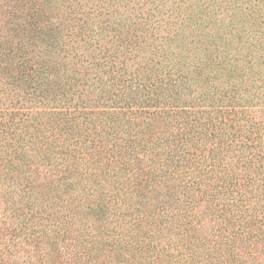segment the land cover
I'll return each mask as SVG.
<instances>
[{
	"label": "trees",
	"instance_id": "16d2710c",
	"mask_svg": "<svg viewBox=\"0 0 264 264\" xmlns=\"http://www.w3.org/2000/svg\"><path fill=\"white\" fill-rule=\"evenodd\" d=\"M11 187L0 264H264V0H0Z\"/></svg>",
	"mask_w": 264,
	"mask_h": 264
},
{
	"label": "rangeland",
	"instance_id": "374dc122",
	"mask_svg": "<svg viewBox=\"0 0 264 264\" xmlns=\"http://www.w3.org/2000/svg\"><path fill=\"white\" fill-rule=\"evenodd\" d=\"M11 189H13V191ZM18 189H19L18 187H16V188H12L11 187V188L8 189L9 192H7L8 194H7L6 198H1L0 197V219H2V221H6V220L8 221L9 220V218H8V212L7 211L4 212L3 211V207L6 206V201L8 203H10V202H12V199L13 198H16V196H17L16 191ZM0 192H1V190H0Z\"/></svg>",
	"mask_w": 264,
	"mask_h": 264
}]
</instances>
